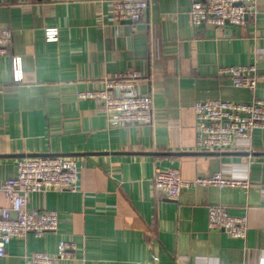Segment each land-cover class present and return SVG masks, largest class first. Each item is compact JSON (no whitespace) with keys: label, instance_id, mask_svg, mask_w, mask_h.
<instances>
[{"label":"crops","instance_id":"1","mask_svg":"<svg viewBox=\"0 0 264 264\" xmlns=\"http://www.w3.org/2000/svg\"><path fill=\"white\" fill-rule=\"evenodd\" d=\"M140 22L111 21L113 0H0V29L13 33L0 57V187L21 156L58 155L81 166L76 193H40L30 209L56 211L57 232L14 239L0 264H29L32 253L72 259L55 264H264V130L230 151H197L194 105L264 99V0L241 27L190 22V0H148ZM58 30L48 42L46 31ZM24 78L13 79L12 58ZM253 65L255 90L221 73ZM139 72L134 91L153 98L154 123L112 128L103 107L78 94ZM185 180L220 173L248 190H185L169 200L154 186L156 169ZM0 205L8 201L0 192ZM248 218V236L208 230V208Z\"/></svg>","mask_w":264,"mask_h":264},{"label":"built area","instance_id":"2","mask_svg":"<svg viewBox=\"0 0 264 264\" xmlns=\"http://www.w3.org/2000/svg\"><path fill=\"white\" fill-rule=\"evenodd\" d=\"M107 1V0H101ZM190 22L200 28L212 25L223 29L226 26L241 27L248 16L257 13V0H190ZM149 7L148 0H113L111 21L140 22ZM47 41L58 40V30L46 31ZM13 33L0 29V57L9 53ZM13 79L24 78L22 59L12 58ZM227 75L234 88L255 90L259 80L258 70L253 65L227 67L221 71ZM139 72L118 75L105 81V89L78 94L79 100H93L100 104L112 128L148 126L154 123L153 98L134 91ZM197 124V151L219 154L235 148L239 140L253 138L256 130H264V99H253L249 103L211 99L198 101L194 107ZM81 166L72 158L41 157L22 158L16 163V175L6 181L0 192L8 201L0 205V258L6 254L7 246L14 239H26L32 234L36 238L46 233L57 232L60 225L56 211L30 209L32 195L48 192L76 193L79 187ZM156 191L169 200L177 201L183 191L196 188L217 187L248 190L249 182L225 179L220 173L207 178L185 180L178 169H156L154 177ZM208 230L220 231L234 239L245 240L248 236V218L233 215L222 205L208 208ZM72 259L70 245L61 241L56 255L32 253L29 264H55L57 260Z\"/></svg>","mask_w":264,"mask_h":264},{"label":"water","instance_id":"3","mask_svg":"<svg viewBox=\"0 0 264 264\" xmlns=\"http://www.w3.org/2000/svg\"><path fill=\"white\" fill-rule=\"evenodd\" d=\"M248 19V17H247ZM22 158H26L24 156H21ZM41 157H60L58 155H29L27 158H41Z\"/></svg>","mask_w":264,"mask_h":264}]
</instances>
